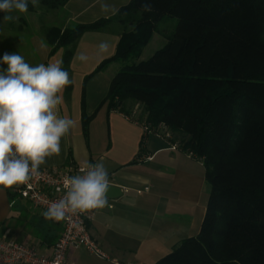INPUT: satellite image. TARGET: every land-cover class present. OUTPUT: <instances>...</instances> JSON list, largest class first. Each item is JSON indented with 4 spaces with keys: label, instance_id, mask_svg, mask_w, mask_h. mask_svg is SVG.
<instances>
[{
    "label": "trees",
    "instance_id": "trees-1",
    "mask_svg": "<svg viewBox=\"0 0 264 264\" xmlns=\"http://www.w3.org/2000/svg\"><path fill=\"white\" fill-rule=\"evenodd\" d=\"M68 1L38 0L48 10ZM167 19L173 34L140 60ZM111 23L122 28L114 55L93 74L120 68L102 105L150 130L163 126L167 143L201 162L209 188L199 233L155 264H264V0H130L110 18L42 33L50 54L64 49L69 73L80 36ZM92 117L82 113L85 140Z\"/></svg>",
    "mask_w": 264,
    "mask_h": 264
},
{
    "label": "crops",
    "instance_id": "crops-1",
    "mask_svg": "<svg viewBox=\"0 0 264 264\" xmlns=\"http://www.w3.org/2000/svg\"><path fill=\"white\" fill-rule=\"evenodd\" d=\"M129 1L69 0L57 11L60 25L52 22L51 26L64 29L107 19ZM32 18L17 17L23 23L20 30L28 27ZM40 29L36 26L33 32H23L25 42L20 47L4 33L0 58L5 52H18L32 65L62 62L64 49L50 54L51 47ZM121 31L118 23H111L103 31L83 33L75 43L68 64L72 83L65 88L58 108V114L73 119L75 126L62 138L60 154L47 158L41 166L103 163L110 185L122 190L121 197L108 199L106 207L93 210L88 225L92 239L109 259L80 249L71 253L77 264H155L183 240L199 233L209 196L201 162L172 150L165 140L146 135L140 125L102 105L120 66L111 63L103 71L93 72L114 55ZM101 43H107V51H100ZM81 53L87 60L77 59ZM6 67L0 64V68ZM82 113L93 116L87 140L82 134ZM19 187L0 189V238L50 254L60 226L20 199L16 194Z\"/></svg>",
    "mask_w": 264,
    "mask_h": 264
},
{
    "label": "clouds",
    "instance_id": "clouds-1",
    "mask_svg": "<svg viewBox=\"0 0 264 264\" xmlns=\"http://www.w3.org/2000/svg\"><path fill=\"white\" fill-rule=\"evenodd\" d=\"M29 0H0L3 20L12 12L26 13ZM37 6L38 0H31ZM146 11L151 5L143 6ZM100 51L108 49L101 43ZM77 59L87 60L81 53ZM0 189L28 184L40 175L46 159L59 155L61 140L75 126L58 114L63 92L72 83L61 62L32 65L18 52L0 58ZM64 195L42 213L60 221L69 214L103 209L108 205L109 174L103 163L89 164L81 173L64 178Z\"/></svg>",
    "mask_w": 264,
    "mask_h": 264
},
{
    "label": "built area",
    "instance_id": "built-area-1",
    "mask_svg": "<svg viewBox=\"0 0 264 264\" xmlns=\"http://www.w3.org/2000/svg\"><path fill=\"white\" fill-rule=\"evenodd\" d=\"M141 128L146 135H153L165 141L170 137L163 126L157 131L148 127L141 126ZM169 146L172 150L177 149L174 144ZM89 164L69 163L64 166L40 168V175L28 184L21 185L16 190V194L43 213L52 202L64 195V178L80 174L81 169ZM93 212L91 210L69 214L63 220H53L60 226V232L50 254L41 253L32 245L0 238V264H77L71 253L80 249L99 259L108 260V255L98 247L89 233L88 225L92 221Z\"/></svg>",
    "mask_w": 264,
    "mask_h": 264
},
{
    "label": "rangeland",
    "instance_id": "rangeland-1",
    "mask_svg": "<svg viewBox=\"0 0 264 264\" xmlns=\"http://www.w3.org/2000/svg\"><path fill=\"white\" fill-rule=\"evenodd\" d=\"M29 1L31 2V0ZM33 7L34 9L28 11L27 14L20 12L10 13L9 15L13 17V19L11 20H3L5 13L0 11V38H1L0 43L4 41L3 34L5 33L6 35H10V37L12 38L11 42L16 43L17 47H20V44L25 42L23 40V35H22L23 32L25 33L33 32L36 30V26H40L41 29L43 26L50 27L51 25H53L52 22H54V24L60 25L61 16L57 14L58 13L57 11H59L60 9L48 10L47 8L42 6L39 2L37 6H33ZM17 17H21V18L25 17L27 20L32 17L33 18L32 20H30L31 23H29L28 27H24L22 28V30H20V28L23 27V23L19 21ZM175 27H176V20L174 19H167L163 22H160V24L158 25L157 32L153 34L147 46L143 49L140 60L148 59L156 50L160 49L166 42L165 37L172 35L175 30ZM61 30L63 29L61 28ZM41 32L42 31H40V33ZM169 134L170 133H168V135Z\"/></svg>",
    "mask_w": 264,
    "mask_h": 264
},
{
    "label": "water",
    "instance_id": "water-1",
    "mask_svg": "<svg viewBox=\"0 0 264 264\" xmlns=\"http://www.w3.org/2000/svg\"><path fill=\"white\" fill-rule=\"evenodd\" d=\"M122 196V190L121 188L114 186V185H110V190L108 193V198L109 199H117L119 197Z\"/></svg>",
    "mask_w": 264,
    "mask_h": 264
}]
</instances>
